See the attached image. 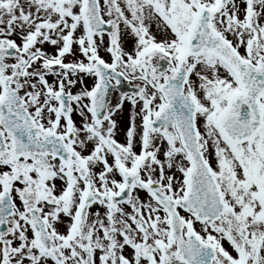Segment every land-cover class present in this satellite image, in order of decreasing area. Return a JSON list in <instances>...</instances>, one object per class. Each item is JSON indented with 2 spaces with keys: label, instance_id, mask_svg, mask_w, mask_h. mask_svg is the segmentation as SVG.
Returning <instances> with one entry per match:
<instances>
[{
  "label": "flooded vegetation",
  "instance_id": "af4514ba",
  "mask_svg": "<svg viewBox=\"0 0 264 264\" xmlns=\"http://www.w3.org/2000/svg\"><path fill=\"white\" fill-rule=\"evenodd\" d=\"M112 1L115 11L105 15V1L97 0L100 18L110 25V18L116 17L123 4ZM193 1L189 0L194 7L189 11L179 7L180 30L168 33L152 27L160 32L156 35L150 29V85L145 86L123 73L124 65L116 58H105V42L103 47L88 49L85 44L84 53L78 48L82 62L69 68L71 81L48 78L43 72L41 20L34 17L31 21L12 1L0 0V264H155L150 254L152 218L139 208V190L163 209L180 202L182 211L193 217L192 230L202 244L199 254L213 257L212 264H264V98L259 100L258 130L248 139H227L217 120L242 87L232 68L214 55L207 56L215 59L216 76L204 82L206 54H187L188 29L202 6ZM262 1L231 0L228 16L231 21L260 25ZM222 14L216 8L211 24H231L230 19L221 20ZM224 29L217 33L241 59L253 65L264 61L253 63L244 56L245 34ZM114 61L131 89L121 92L109 76L111 96L99 119L91 98L97 85L94 65L109 66ZM182 63L186 78L181 89L172 82L167 86L165 81L174 78ZM58 68L49 70L57 72ZM58 91L67 96L64 113L59 112ZM164 105L168 111L158 120L165 122L154 128L158 124L151 123ZM238 117L234 115L229 123L230 136H240L251 127L250 120ZM107 133L115 138L108 142ZM182 135L196 146L211 175L197 179L195 211L181 205L188 191L189 167ZM139 136L146 137L145 141ZM58 141L68 149V156H62L65 163L58 154H44L58 153ZM161 149L179 154L178 179L170 177L169 168L153 169L140 163L141 154L149 150L159 154ZM123 172H128L125 178ZM126 181L130 185L123 191ZM42 228L48 245H40L35 235ZM63 229L65 233L82 231L84 245H62ZM115 235L119 245L102 244L103 237L111 242ZM138 239L148 245H134ZM65 253L72 255L71 261Z\"/></svg>",
  "mask_w": 264,
  "mask_h": 264
},
{
  "label": "rangeland",
  "instance_id": "374dc122",
  "mask_svg": "<svg viewBox=\"0 0 264 264\" xmlns=\"http://www.w3.org/2000/svg\"><path fill=\"white\" fill-rule=\"evenodd\" d=\"M10 1L13 2L12 5L21 8V12L25 15V18H31L32 21L34 17H37L41 20V33L43 38V72L48 74V78L59 77V81L60 79H63L65 80V83L71 81L69 78H71L70 76L72 73L69 71V68L72 65H81L80 63L82 62V59L79 54H76L78 48H80L81 53H84L85 50L83 47L85 44V48L88 49L89 47L94 48V46L97 48L100 44L102 45L105 42L107 43V54L105 58L107 60L112 59L113 57L116 58L124 65L121 69L123 73L137 79L139 85L149 86L150 29L156 35L160 34L159 31L154 30L157 28H164V31L168 33L175 29L180 30L181 20L179 16V7L182 10L184 8L187 11H189L190 8H194L189 5V0H122V6L116 10V17L110 18L112 25L115 27V31L109 36L103 35L89 38L86 35L81 14L79 13L82 0ZM104 1L103 12L105 15L110 11H115L112 9V0ZM230 1L231 0H194L193 2L198 6L204 5L210 8H221L223 13L221 20L223 22H228V19H230L229 23L231 24L224 23L223 26L212 24V28L216 32L218 29L225 30L224 28H227L229 32L234 34H245L246 38H244V41L246 43V51L244 56L251 62L255 63L264 58V20L260 25H248L239 20L231 21V18L228 16L229 7L231 8ZM261 3H264V0ZM172 7L175 8L172 10ZM62 18H65V20H62ZM152 27L154 29H152ZM103 46L104 45H102V47ZM96 57L97 51L94 59H97ZM56 61L58 64L55 63ZM202 62L203 81H213L212 77L216 76L215 72L218 70H216L215 59L203 55ZM58 65L59 68L57 72H51L49 70L51 66L58 67ZM62 73L64 74L62 75ZM82 92L83 90L81 93ZM148 96L150 98V94ZM74 103H76V101H74ZM62 120L64 121L65 119ZM106 123L107 125L110 124L109 117L107 118ZM106 136L108 142L109 139L115 138L109 136L108 133ZM145 138L146 137L142 136L141 140L145 141ZM124 149L126 150L125 143ZM170 152L161 149L158 152L159 154H150L149 150L144 157L140 158V163L146 166L148 165L147 167L153 169L158 168V166L169 168L171 169L170 177L178 179V171L181 167L179 154ZM167 155L169 162L165 157ZM124 168H126V166ZM136 199L139 208L141 209L142 207L148 216L152 218V220L150 219L149 231L150 254L156 261L155 264H180V260L176 254L175 244L173 243L171 236H184L185 226L193 229V217H191L190 213H184L182 211L180 202L178 201L172 202L170 208L163 209L155 202L147 199L140 190L137 192ZM66 225H68V223ZM65 229H63L62 235L64 236L61 239V241L64 242L62 245H84V233H82V231L79 233L75 231H68L65 233ZM60 231H62V229ZM101 241H103V245H119L120 243L117 235L112 236L111 242L106 241L104 237ZM134 245L148 244L146 241L142 242L141 239H138ZM58 254L61 255L59 252ZM65 254L69 256L68 261H71L72 255L68 253ZM80 258H82V252L80 253ZM59 259L66 262L62 257Z\"/></svg>",
  "mask_w": 264,
  "mask_h": 264
},
{
  "label": "water",
  "instance_id": "95a60500",
  "mask_svg": "<svg viewBox=\"0 0 264 264\" xmlns=\"http://www.w3.org/2000/svg\"><path fill=\"white\" fill-rule=\"evenodd\" d=\"M257 0H252L255 2ZM84 19L87 24L89 33L95 32H105L110 34L112 28L104 24L98 15V9L96 5V0H84ZM213 11L208 10L204 7H199L195 19L189 29L187 37V51L189 54L196 55L202 52L208 54H216L218 58L234 69L235 76L242 87V93L233 96L228 103V106L222 112L218 118L217 125L221 132L231 140H244L250 138L253 133L258 130V124L260 121L261 110L259 106V100L264 98V62L259 64L257 67L243 62L230 48V46L218 35L216 34L210 25V19ZM116 64L112 67L115 68ZM96 73L99 77L98 86L94 90L92 95V107L94 113L97 114L98 118L101 119L105 113L106 106L108 105L110 98V88L105 79L108 76V72L111 68L104 65L98 64L96 66ZM108 71V72H107ZM118 84V88L125 91L126 86L119 80V76L113 75ZM185 79L184 66L180 65L175 74V77L171 80H167L166 83L173 82L175 85L181 89L182 83ZM62 104V111H64L63 100L58 97ZM164 110H162L160 115H163ZM237 115L238 118L243 120H250L251 127L246 129V133L240 136H230V126L229 123L232 122L233 116ZM241 115H245V118ZM246 115L249 117L247 118ZM236 118V119H238ZM161 123L155 120V125ZM159 125L155 126L158 127ZM181 136L183 141L186 140L184 147L188 154L190 160V170L188 173V193L185 200L182 202L183 208L186 210L191 208L192 210L198 209V199H197V189L199 184L197 183L198 178H207L208 174L202 170L201 160L198 152L196 151V146L187 142L188 136ZM19 139V137H18ZM54 141V140H53ZM58 153H53L52 151H47L48 154L63 156L67 155L64 145L58 141ZM195 149V150H194ZM62 154V155H61ZM63 158V157H62ZM130 185V182L126 185V191ZM126 193V192H125ZM125 197H123L122 200ZM206 214L203 217L206 218ZM35 235L40 245H47V237L42 228V231H36ZM176 252L180 259L185 264H212V258L203 256L199 254V246L201 245L196 236L191 230L187 231L186 241L181 238H176ZM205 251L204 248H202Z\"/></svg>",
  "mask_w": 264,
  "mask_h": 264
}]
</instances>
